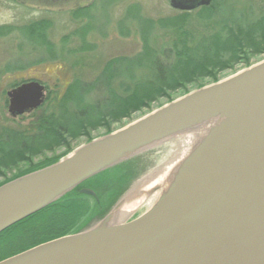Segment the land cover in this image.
Instances as JSON below:
<instances>
[{
  "label": "rangeland",
  "instance_id": "374dc122",
  "mask_svg": "<svg viewBox=\"0 0 264 264\" xmlns=\"http://www.w3.org/2000/svg\"><path fill=\"white\" fill-rule=\"evenodd\" d=\"M228 4L232 10L248 11L255 16L264 7V0H229ZM168 5V0H54L51 3L0 0V136L3 135L1 128L11 130L7 137L10 143L5 142L6 148L1 145L2 155L6 157L0 159V183L51 165L84 144L105 136L108 129L118 130L175 99L264 59V31L234 32L232 29L225 33L229 34L227 45L211 52L208 35L214 29L212 9H194L182 14ZM75 8L80 10L72 14ZM143 20L152 23L151 30L141 29ZM146 32L150 34L145 35ZM37 33H44L43 38L31 36ZM184 33L199 41L195 58L191 57L192 41L186 42ZM202 37L207 38L202 41ZM154 59L162 69L170 68L164 84L157 82ZM125 62L137 66L131 71L124 68L122 75L112 76L109 92L100 86L97 90L84 91L83 95L76 94L77 85H91L99 80L109 64ZM25 79H37L44 84L43 101L36 109L12 117L6 108V91ZM135 82H156V89L151 93L149 89L134 88ZM128 86L129 92L133 89L136 92L130 103L132 113L124 118L122 107L127 93L122 87ZM95 100H100L98 108L103 104L111 108L113 114L103 122L108 129L103 124L86 126L74 140L62 144L49 140L52 142L46 147L34 141L27 148V141L21 139L35 135L38 130L35 126H39L44 116L56 125L72 123V114L83 106L79 103ZM20 140L25 141L22 152ZM176 145L172 137L152 144L62 195L61 199L73 198L81 188L91 189L95 194V197H80L81 201L76 202V224L69 234L93 227L137 183L169 166L178 157ZM156 198L146 200L142 208L124 216L122 221L144 212ZM23 239L26 240H16L22 244Z\"/></svg>",
  "mask_w": 264,
  "mask_h": 264
},
{
  "label": "water",
  "instance_id": "95a60500",
  "mask_svg": "<svg viewBox=\"0 0 264 264\" xmlns=\"http://www.w3.org/2000/svg\"><path fill=\"white\" fill-rule=\"evenodd\" d=\"M211 0H168L178 11ZM19 116L43 101V85L6 91ZM224 119L180 162L176 180L128 221L105 216L87 230L13 254L0 264H264V59L124 127L56 162L0 185V232L56 201L98 172L209 115ZM80 193L95 197L91 189Z\"/></svg>",
  "mask_w": 264,
  "mask_h": 264
},
{
  "label": "trees",
  "instance_id": "16d2710c",
  "mask_svg": "<svg viewBox=\"0 0 264 264\" xmlns=\"http://www.w3.org/2000/svg\"><path fill=\"white\" fill-rule=\"evenodd\" d=\"M229 0H211V3L208 4V6H201L195 9L196 11L199 10H208L212 9L211 15L213 16V31L212 34L208 35V40L210 41V46L208 49L211 52H216L218 49L221 48V46L225 47L227 43L229 42V34H225L226 32H230L232 29L234 32H241V31H247V32H263L264 31V7L261 9V12L256 14L254 16L253 13H250L248 11H242V10H232L230 7ZM72 14H76L79 12V8L72 9ZM131 10V9H130ZM182 14H188L191 11H181ZM204 25V26H208ZM34 24L30 27L29 32L32 33L34 30ZM152 23L150 21L143 20L141 21V29L144 30L147 28L151 30ZM170 26V25H168ZM82 28V27H81ZM80 31V28H78ZM28 31V30H27ZM76 31V32H79ZM181 32V31H180ZM30 33V34H31ZM42 34L44 33H37L36 35H31L35 37H42ZM150 34L149 32H146L145 35ZM30 36V37H31ZM185 41L190 43L192 41V56L195 58V55H197V50L195 46L198 44V39H192L193 36L190 34L184 33L182 35ZM43 38V37H42ZM207 37H202V41H205ZM191 39V40H190ZM42 42V40H40ZM217 48V49H215ZM165 55H167V52H164ZM114 63V61H113ZM109 64L108 67H106L105 71H103V74L101 78L95 82H92L91 85H77V93L79 96L83 95L84 91H87L91 88V90H97V87L105 86L107 88V91L109 92L111 89H108L109 87V81L112 78V76H117L118 74L122 75L124 68H128L130 71L134 68L136 63H118ZM153 65L157 72V82L161 84H164L167 79L165 77L168 75L167 73L170 71V68H166L165 70L162 69V67L159 65V63L156 61V59L153 60ZM117 74V75H116ZM169 77V75H168ZM102 80V81H101ZM102 84H100L101 82ZM100 84V85H99ZM154 83H148V82H139L134 83V88L140 87L142 89H149L151 93H153V89L155 88ZM79 88V89H78ZM122 89L125 90L126 96H124V102L122 109V116L124 118H129L130 113H132L130 108V103L133 102V95L135 94V89L130 90L129 92V86ZM156 89V88H155ZM158 89V88H157ZM82 100V96L80 97ZM105 100V99H104ZM102 102H105V101ZM100 100H95L93 102H80V105H83L81 108L77 109L75 111V114L73 116L72 123H61V124H54L53 121H48L45 116L41 118L42 120L39 121V126H35L37 130V133L31 137H24L21 139H24L27 141V148L28 144L33 143L34 141H37L39 146L46 147V144L50 145L51 142L55 143H65L66 140H74V138L77 136L78 132L81 131L86 126H90L91 128L96 126L102 125L104 128L108 129V125H104V121H106L108 116H111L113 113L111 112L110 106H106V104H103L102 107L99 106ZM125 105V106H124ZM122 117V118H123ZM108 123V122H107ZM3 130L2 137L0 136V159H4L6 157V154L2 155V148L5 146V142L10 143L8 140V135L10 134L11 130H8L6 127L1 128ZM7 129V130H6ZM110 132V130H107ZM81 135L84 134V132L80 133ZM79 134V135H80ZM19 136L18 134H16ZM22 136V135H21ZM27 139V140H26ZM4 140V141H3ZM52 140V141H49ZM25 141H19V148H22L21 152L25 150L24 142ZM69 142V141H68ZM67 143V142H66ZM4 144V145H3ZM3 145V146H1ZM18 145V144H17ZM12 146V145H10ZM6 148V146H5ZM31 151H34L29 146ZM14 151V150H13ZM38 168V167H37ZM29 171V170H28ZM5 181V180H4ZM2 181V182H4ZM2 182L0 184H2ZM78 191V190H77ZM88 196L86 194L78 192L75 196L66 198V199H57L56 201L48 204L47 206L38 209V211L28 215L27 217L19 220L18 222L14 223L13 225L7 227L2 232H0V260L9 257L13 254H16L20 251H24L27 248H30L34 245H37L39 243L69 234L70 229L73 228L76 224L75 222V212L76 211V202L81 201L80 197ZM75 209V210H74ZM18 238H25L26 242L23 241L22 244L18 243L20 241H17Z\"/></svg>",
  "mask_w": 264,
  "mask_h": 264
},
{
  "label": "bare ground",
  "instance_id": "6f19581e",
  "mask_svg": "<svg viewBox=\"0 0 264 264\" xmlns=\"http://www.w3.org/2000/svg\"><path fill=\"white\" fill-rule=\"evenodd\" d=\"M225 118L213 114L193 121L190 125L173 133V141L177 144L178 157L172 161L165 169L156 171L151 176L144 178L122 199L110 215V220L122 222L124 216H130L136 213L144 206L146 200L157 198L169 185L176 180L177 171L180 168V162L194 154L206 141L210 134L219 127ZM158 188V192L156 189ZM150 194H153L151 196ZM151 196V197H149ZM147 209V208H146Z\"/></svg>",
  "mask_w": 264,
  "mask_h": 264
},
{
  "label": "flooded vegetation",
  "instance_id": "af4514ba",
  "mask_svg": "<svg viewBox=\"0 0 264 264\" xmlns=\"http://www.w3.org/2000/svg\"><path fill=\"white\" fill-rule=\"evenodd\" d=\"M41 1H42V2L51 3V1L53 2L54 0H41ZM59 1H62V0H59ZM30 80H35V81L39 82L40 85H43V89H45L44 84H43L40 80H37V79H25V80L21 81L20 83H22V82H26V81H30ZM20 83H19V84H20Z\"/></svg>",
  "mask_w": 264,
  "mask_h": 264
}]
</instances>
